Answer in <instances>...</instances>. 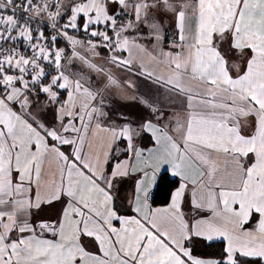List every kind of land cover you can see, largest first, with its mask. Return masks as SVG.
<instances>
[{"label": "snow or ice", "instance_id": "6c2138e0", "mask_svg": "<svg viewBox=\"0 0 264 264\" xmlns=\"http://www.w3.org/2000/svg\"><path fill=\"white\" fill-rule=\"evenodd\" d=\"M0 264H264V0H0Z\"/></svg>", "mask_w": 264, "mask_h": 264}, {"label": "trees", "instance_id": "16d2710c", "mask_svg": "<svg viewBox=\"0 0 264 264\" xmlns=\"http://www.w3.org/2000/svg\"><path fill=\"white\" fill-rule=\"evenodd\" d=\"M176 178H172L168 173H161L157 180V185L153 189V206H165L170 191L174 188V181ZM219 244L220 242H215ZM216 249L207 245V242L198 244L195 248V252L201 256H211Z\"/></svg>", "mask_w": 264, "mask_h": 264}, {"label": "crops", "instance_id": "0c3cea01", "mask_svg": "<svg viewBox=\"0 0 264 264\" xmlns=\"http://www.w3.org/2000/svg\"><path fill=\"white\" fill-rule=\"evenodd\" d=\"M59 46L63 47L64 46L63 42H61ZM138 83L140 84L141 91H145L149 87V84L144 82L143 80L139 81ZM126 110H130V109H126ZM145 142H147V141H145ZM168 174L171 176L170 173H168ZM158 177H157V180H158ZM172 178H174V177H172ZM133 185H134V181L133 180H131V179L127 180V182H125L123 184L121 195H125L126 194L128 196H131V193H132V190H133ZM154 207H163V206H154ZM189 210H190L189 207H186V211H189ZM57 211H58V208L57 209H51V210L45 212L44 215L54 218Z\"/></svg>", "mask_w": 264, "mask_h": 264}]
</instances>
